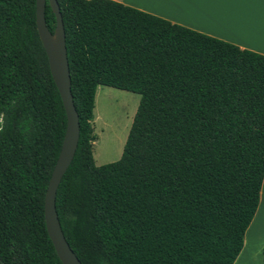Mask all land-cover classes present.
<instances>
[{
	"label": "trees",
	"instance_id": "16d2710c",
	"mask_svg": "<svg viewBox=\"0 0 264 264\" xmlns=\"http://www.w3.org/2000/svg\"><path fill=\"white\" fill-rule=\"evenodd\" d=\"M56 1L79 118L55 197L72 251L81 264H233L264 178V56L113 0ZM45 22L53 33L48 2ZM98 86L139 95L120 158L100 166ZM11 97L18 104L0 134V264H62L44 196L66 114L36 0H0V108ZM28 116L35 131L22 136Z\"/></svg>",
	"mask_w": 264,
	"mask_h": 264
},
{
	"label": "crops",
	"instance_id": "0c3cea01",
	"mask_svg": "<svg viewBox=\"0 0 264 264\" xmlns=\"http://www.w3.org/2000/svg\"><path fill=\"white\" fill-rule=\"evenodd\" d=\"M113 1L264 56V0ZM259 194L256 213L233 264H263L264 178Z\"/></svg>",
	"mask_w": 264,
	"mask_h": 264
},
{
	"label": "water",
	"instance_id": "95a60500",
	"mask_svg": "<svg viewBox=\"0 0 264 264\" xmlns=\"http://www.w3.org/2000/svg\"><path fill=\"white\" fill-rule=\"evenodd\" d=\"M46 2H48L55 16L53 33L48 30L45 22ZM36 28L46 54L51 77L59 92L66 114V128L61 149L52 169L44 196L45 225L61 263L81 264L64 237L55 207V197L59 183L74 157L79 139V118L71 93L65 32L56 0H36Z\"/></svg>",
	"mask_w": 264,
	"mask_h": 264
},
{
	"label": "rangeland",
	"instance_id": "374dc122",
	"mask_svg": "<svg viewBox=\"0 0 264 264\" xmlns=\"http://www.w3.org/2000/svg\"><path fill=\"white\" fill-rule=\"evenodd\" d=\"M138 103V94L104 86L96 89L92 126L97 166L120 158Z\"/></svg>",
	"mask_w": 264,
	"mask_h": 264
},
{
	"label": "clouds",
	"instance_id": "9594fccd",
	"mask_svg": "<svg viewBox=\"0 0 264 264\" xmlns=\"http://www.w3.org/2000/svg\"><path fill=\"white\" fill-rule=\"evenodd\" d=\"M22 98V97H21ZM18 104V97H11L8 104L3 108H0V134L5 132L6 127L9 123V112L15 111ZM18 129L22 136H25V129H27V135H31L35 131V122L30 116L24 118L18 122ZM73 222L75 218H72Z\"/></svg>",
	"mask_w": 264,
	"mask_h": 264
}]
</instances>
